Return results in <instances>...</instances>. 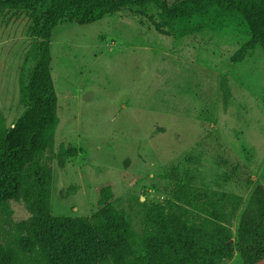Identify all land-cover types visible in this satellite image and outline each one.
I'll return each instance as SVG.
<instances>
[{"label": "rangeland", "instance_id": "obj_1", "mask_svg": "<svg viewBox=\"0 0 264 264\" xmlns=\"http://www.w3.org/2000/svg\"><path fill=\"white\" fill-rule=\"evenodd\" d=\"M45 12L0 10V129L30 109L25 91ZM146 12L162 21L157 8ZM147 14L123 9L53 30L59 123L41 167H27L19 196L0 203V244L17 246L20 223L36 214L41 177L55 217L93 219L107 203L123 212L134 264L170 211L205 237L218 224L229 229L234 252L219 264H264V254L238 247L241 216L264 188V49L234 60L252 35L241 14L219 5L186 31L166 21L169 34Z\"/></svg>", "mask_w": 264, "mask_h": 264}, {"label": "trees", "instance_id": "obj_2", "mask_svg": "<svg viewBox=\"0 0 264 264\" xmlns=\"http://www.w3.org/2000/svg\"><path fill=\"white\" fill-rule=\"evenodd\" d=\"M38 5L45 6L46 12L39 28L40 59L25 91L30 109L13 126L0 129V203L19 196L24 170L29 166L40 168L53 142L59 119L50 41L61 22L92 23L123 9L147 14L146 9L152 7L162 17V21H157L152 13L147 14L154 29L169 34L164 25L168 20H179L186 31L194 16L219 5L241 14L252 35L234 60H240L244 51L255 45L264 49V0H0V10L20 6L34 9ZM37 184L40 188L34 203L36 214L20 223L23 234L18 237L17 246L0 244V264H34L35 259L39 260L37 264H134L130 255L135 233L123 212L107 203L93 219L58 218L50 211L49 192L41 177ZM159 225L160 232L147 238V254L136 264H219L234 252L229 229L224 225L215 226L214 237H205L200 227L189 225L176 211H170ZM241 225L240 250L262 256L263 186L254 190L250 205L241 216ZM173 253L180 256L170 257Z\"/></svg>", "mask_w": 264, "mask_h": 264}]
</instances>
